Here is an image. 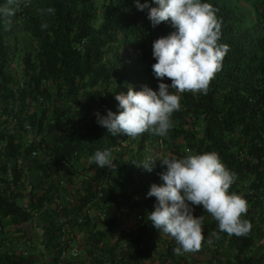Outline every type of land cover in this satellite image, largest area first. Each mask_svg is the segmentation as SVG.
<instances>
[{
    "label": "trees",
    "instance_id": "1",
    "mask_svg": "<svg viewBox=\"0 0 264 264\" xmlns=\"http://www.w3.org/2000/svg\"><path fill=\"white\" fill-rule=\"evenodd\" d=\"M206 2L229 46L207 93L170 89L181 108L168 134L145 132L130 160L100 168L81 159L126 135L108 134L95 113L116 112L129 86L158 88L152 44L170 24L153 27L135 0H0V264H58L73 246L83 257L63 264H195L147 220L156 198L146 194L164 169L133 163L204 152L234 173L229 193L246 199L241 218L252 225L229 235L194 205L204 264H264V0ZM62 216L74 227L66 246Z\"/></svg>",
    "mask_w": 264,
    "mask_h": 264
},
{
    "label": "clouds",
    "instance_id": "2",
    "mask_svg": "<svg viewBox=\"0 0 264 264\" xmlns=\"http://www.w3.org/2000/svg\"><path fill=\"white\" fill-rule=\"evenodd\" d=\"M135 5L139 11H147L153 27L168 22L173 29L152 44L156 61L152 72L158 88L143 85L135 90L129 86L126 94L123 91L115 94L116 112L108 109L106 115H102L97 111L95 116L97 123L111 136L123 134L135 138L150 131L164 137L173 127L172 114L181 108V96L176 93L206 94L229 46L219 43L221 25L216 10L206 0H151V3L135 0ZM165 77L171 84L164 82ZM170 89H176V93ZM111 157L109 149L96 150L90 163L111 168L114 166ZM157 161L164 169L158 174L162 183H153L146 194L156 198L147 220L154 228L174 238L178 245L173 249L176 254L198 252L205 241L203 216L194 215V205H202L211 213L221 232L236 236L249 233L251 223L241 218L247 213V201L235 192L229 193L235 176L217 153L190 154L184 158L154 157L133 164L152 172ZM67 253L70 255L71 251Z\"/></svg>",
    "mask_w": 264,
    "mask_h": 264
},
{
    "label": "rangeland",
    "instance_id": "3",
    "mask_svg": "<svg viewBox=\"0 0 264 264\" xmlns=\"http://www.w3.org/2000/svg\"><path fill=\"white\" fill-rule=\"evenodd\" d=\"M172 30L173 29L171 28L167 32V34H169V32H171ZM136 141H137V137L132 138V137L124 136L122 143H121V147H118V148L114 149L113 151H111L112 152V157H111L112 160H114V158H116V157H118V158L123 157L126 160H130L131 157L137 153V148H136L137 142ZM149 151H151V150L148 149L147 152H149ZM88 159H89L88 157H83L81 159V163L85 164V166H88L89 162H90ZM7 176L11 177V174H8ZM98 213H99V206L94 205L91 209V214L96 215ZM126 224H127V222H126ZM134 225L135 224L132 223L131 227H133ZM8 228L12 229V226L8 225ZM78 231H79V229L77 228V232ZM167 239L169 241L173 240V238L171 236H169ZM74 248H75V246L70 247L69 249H70V251H72V249H74ZM162 248L163 247H161L160 249H162ZM70 251H67V252H70ZM80 252H81V250H80ZM186 254L189 257L190 261L194 262L195 264H204L205 263L204 261L208 258V253L202 252L201 250L198 252H189ZM80 256H82V253L80 254ZM111 264H113V263H111ZM146 264H153V263L148 261Z\"/></svg>",
    "mask_w": 264,
    "mask_h": 264
},
{
    "label": "built area",
    "instance_id": "4",
    "mask_svg": "<svg viewBox=\"0 0 264 264\" xmlns=\"http://www.w3.org/2000/svg\"><path fill=\"white\" fill-rule=\"evenodd\" d=\"M62 183H64V181H62ZM101 188V187H100ZM70 218L62 216L61 217V224L63 225V235L61 237V241H62V245L66 246L68 241H69V235L73 232L74 227L71 224ZM70 256L74 257V258H79L80 257V251L78 249V247H75L74 249H72ZM68 257V253L66 248L63 249L62 255H61V259L58 262V264H63L64 260Z\"/></svg>",
    "mask_w": 264,
    "mask_h": 264
}]
</instances>
